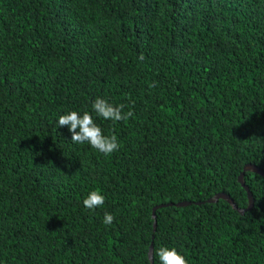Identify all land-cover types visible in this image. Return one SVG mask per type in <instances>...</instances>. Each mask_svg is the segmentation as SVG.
<instances>
[{
  "label": "trees",
  "instance_id": "1",
  "mask_svg": "<svg viewBox=\"0 0 264 264\" xmlns=\"http://www.w3.org/2000/svg\"><path fill=\"white\" fill-rule=\"evenodd\" d=\"M98 96L131 113L97 119L108 156L56 124ZM247 166L264 174V0H0V264H264Z\"/></svg>",
  "mask_w": 264,
  "mask_h": 264
},
{
  "label": "clouds",
  "instance_id": "2",
  "mask_svg": "<svg viewBox=\"0 0 264 264\" xmlns=\"http://www.w3.org/2000/svg\"><path fill=\"white\" fill-rule=\"evenodd\" d=\"M131 115L124 112V105L113 104L103 97H97L91 103V111L68 110L60 115L56 121L57 127H67L71 134L70 141L78 145H88L93 150L105 156L111 155L120 148V141L116 134H107L97 123L112 121L113 123L126 120ZM106 196L100 189L90 190L82 200L85 209L95 211L105 205ZM115 220L112 213L105 212L103 224L111 226ZM158 264H188L185 255L176 247L161 246L155 250Z\"/></svg>",
  "mask_w": 264,
  "mask_h": 264
},
{
  "label": "water",
  "instance_id": "3",
  "mask_svg": "<svg viewBox=\"0 0 264 264\" xmlns=\"http://www.w3.org/2000/svg\"><path fill=\"white\" fill-rule=\"evenodd\" d=\"M247 170H250V171H252L254 173H257L259 175L264 176V174L257 167H255V166H247L245 168V171H247ZM239 182L245 188V190L248 193L249 208H251L252 207V204H253V201H252V197H251L250 193L248 192L247 188L243 184V174L239 177ZM218 199L226 200L230 205L233 206L234 209H236V206L233 204V201L228 196L223 195V194L217 195L214 200H211V202H216ZM186 205H188V204L187 203L180 204L179 206H186ZM238 212L242 213V211H240V210H238ZM151 249L152 248H150V250H149V258H150V261L152 260V250Z\"/></svg>",
  "mask_w": 264,
  "mask_h": 264
}]
</instances>
